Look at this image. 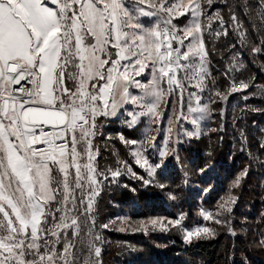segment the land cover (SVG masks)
Here are the masks:
<instances>
[{
    "label": "snow or ice",
    "instance_id": "1",
    "mask_svg": "<svg viewBox=\"0 0 264 264\" xmlns=\"http://www.w3.org/2000/svg\"><path fill=\"white\" fill-rule=\"evenodd\" d=\"M223 2L240 42L264 55V0L256 11L259 24H251L260 34L258 41L228 0ZM213 3L0 0V264H102L103 239L95 232V213L105 182L135 193L136 188L120 184L124 167L146 189L165 187L155 177L158 169L163 176L168 167L167 141L160 149L155 136L140 141L119 136L125 145L138 146L132 155L151 179L138 176L120 160L117 167L102 169L95 143L102 135L98 118L130 117L124 120L129 128L141 117L158 124L164 115L161 105L169 103L165 97L175 94L178 108L174 119H168L169 134L176 124L185 137L199 139L201 122L211 111L202 94L209 90V102L216 103L249 88V83L232 80L222 92L211 79L204 32L214 20L221 28L225 23L219 11L208 14ZM237 6L253 10L248 3ZM189 15L183 27L182 21L174 22ZM201 17L207 18V25ZM143 18L154 22L146 26ZM214 35L227 36L228 30ZM235 68L230 65L224 75ZM135 89L141 94H134ZM149 148L159 155L151 164L145 156ZM247 174L245 168L231 187H239ZM235 203V196L222 198L218 211L203 212V217L225 223L217 217L231 213ZM184 219L142 220L133 231L166 232L171 226L182 231L185 243L215 236L207 226L187 228Z\"/></svg>",
    "mask_w": 264,
    "mask_h": 264
},
{
    "label": "trees",
    "instance_id": "2",
    "mask_svg": "<svg viewBox=\"0 0 264 264\" xmlns=\"http://www.w3.org/2000/svg\"><path fill=\"white\" fill-rule=\"evenodd\" d=\"M233 11L244 22L245 28L257 41L260 34L251 28L259 24L256 11L260 0H228ZM248 3L252 11L243 6ZM217 11L224 17L223 28L214 20L211 29L204 32L208 51V71L216 87L224 92L230 82L244 81L249 88L233 93L228 101L210 103L209 90L203 94L210 104L211 116L206 131L199 139H189L179 144L168 157V165L155 179L165 187L144 188L142 181L133 178L121 167L120 184L136 188L133 193L124 187L108 186L97 197L96 227L103 239L100 244L102 264H264V55L254 54L249 46L241 43L233 23L229 7L223 0H214L207 8L209 15ZM203 25L208 24L201 17ZM228 30V35L216 37L214 32ZM236 68L228 76L224 72L230 65ZM247 95L248 99L243 97ZM215 99V97H213ZM102 123L95 143L100 149L97 158L100 168L117 167V160L126 162L138 176L151 179L134 161L131 145L120 139L136 140L138 128L119 126L115 119L98 118ZM215 129V131H213ZM243 133V135H241ZM246 137V139H245ZM245 168L248 174L239 187H231L232 181ZM204 169V172H201ZM236 197L232 212H226L225 223L215 224V236L209 239L185 243L177 228L169 231H133L139 221L152 218L167 220L185 217L183 222H200L202 209L214 210L222 198ZM120 216L128 220L122 224ZM115 221V223H110ZM101 224H109L101 228ZM125 227L126 231H119ZM235 233V234H233Z\"/></svg>",
    "mask_w": 264,
    "mask_h": 264
},
{
    "label": "rangeland",
    "instance_id": "3",
    "mask_svg": "<svg viewBox=\"0 0 264 264\" xmlns=\"http://www.w3.org/2000/svg\"><path fill=\"white\" fill-rule=\"evenodd\" d=\"M184 3H187V0H184ZM143 19L145 21L146 26H150L151 23L154 22V18H143ZM190 20H191V16L189 15L187 18L178 17V21H174V22L182 21V23L179 24V26L183 27V25L189 23ZM207 61H208V56H207ZM133 91H134V94H141L139 89H135ZM165 99L168 100L169 103L161 105V110L163 111L164 115L160 118L158 124H152V123H150V121L147 117H141L140 121L137 123V125L132 127V128H138L139 135H138V138L136 139L138 141L143 140L145 138V136H155L156 137V143L160 149L164 148L165 141H167L168 148H169V151L171 154L172 149H176L179 144H183L185 141L189 140V138L184 136L182 128H180L179 131H177L179 126L176 124H173V126H172L173 131H172L171 135L169 134V132H168V127H169L168 119L169 118L174 119V113L177 111L178 105L176 103L175 94H172L171 96H167V97H165ZM202 102L209 104L207 101L204 100V97H203ZM126 107H130V106H126ZM209 107H210V104H209ZM210 116H211V111L207 114L206 119L201 122V135L206 131V129L208 127ZM111 119H115L116 123L119 126L128 127V125L124 122V120L130 119V117H124V118H119V119L118 118H111ZM184 127L189 128V129L191 128V126L189 124H185ZM157 129H159V130L157 131ZM137 147H138L137 145H131L132 152ZM170 154H169V156H170ZM145 156L148 158L150 164L158 161V159H159L158 151L156 149H152V148L148 149V152L145 153ZM168 157H167V159H168ZM133 159L136 163V157L133 156ZM167 159H166V161H167ZM137 165L147 173L145 167H141L139 164H137ZM159 170H161V169H158L157 171H159ZM218 209H219V207L214 209V210H209L207 208H204V209H202V213H201V219L202 220L200 222H197V223H194L191 225L188 223H185V222H182V223H183V225H185L189 229L195 228L197 226H207V227H210L214 230L213 227L215 226L216 223L212 220H205L203 217V212H212L215 214L218 211ZM225 214H226V211L223 212V214L218 216L217 218L221 219L223 221ZM120 219L123 221V220H125V217L120 216ZM169 219H171V218H169ZM169 219H167V220H169ZM167 220H164L165 223H167ZM172 220H174V219H172ZM136 227H138V225L137 226H134V225L131 226V230H133ZM171 228L172 227L169 226V229H171ZM178 230L182 233V231L180 229H178ZM182 236H183V233H182Z\"/></svg>",
    "mask_w": 264,
    "mask_h": 264
},
{
    "label": "built area",
    "instance_id": "4",
    "mask_svg": "<svg viewBox=\"0 0 264 264\" xmlns=\"http://www.w3.org/2000/svg\"><path fill=\"white\" fill-rule=\"evenodd\" d=\"M239 83H237V85H238ZM203 95V94H202Z\"/></svg>",
    "mask_w": 264,
    "mask_h": 264
}]
</instances>
